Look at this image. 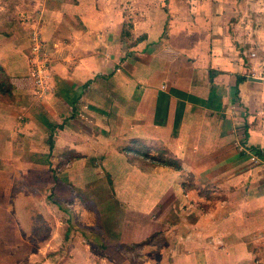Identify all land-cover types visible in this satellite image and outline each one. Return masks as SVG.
<instances>
[{
    "label": "crops",
    "instance_id": "1",
    "mask_svg": "<svg viewBox=\"0 0 264 264\" xmlns=\"http://www.w3.org/2000/svg\"><path fill=\"white\" fill-rule=\"evenodd\" d=\"M73 1L90 9L79 28L67 14L33 31L43 59L33 44L28 61L0 55L14 96L0 103L1 212L15 177L42 173L100 217L112 264H264V27L239 25L249 2L146 1L130 28L115 0Z\"/></svg>",
    "mask_w": 264,
    "mask_h": 264
},
{
    "label": "rangeland",
    "instance_id": "2",
    "mask_svg": "<svg viewBox=\"0 0 264 264\" xmlns=\"http://www.w3.org/2000/svg\"><path fill=\"white\" fill-rule=\"evenodd\" d=\"M115 1L119 10L128 16L129 19L125 18L123 23L130 28L135 15L139 16L142 8L148 7L146 1L150 5L154 4L153 0ZM251 1L247 0L249 3L241 7V21L238 23L242 28L264 27V21L253 18V14L259 12V7L264 8V0H261L262 4L256 5ZM73 4V0H0V55L5 63L28 61V50L35 43L34 40L31 42L33 31L43 27L46 21L62 22L65 15L68 17L67 14H71L73 26L79 28L80 11L90 9L85 5H81V8L78 5L73 7ZM131 15L133 17H129ZM37 43L39 49L37 52L33 51V54L43 59L44 47ZM10 81L8 75L6 77L0 71V83H6V88L13 92ZM33 89L34 92L41 91L36 83ZM33 89L30 91L31 95L34 93ZM13 99L11 95L0 93V103L7 105ZM33 103L36 106L39 104L36 100ZM60 166L56 163H44L43 171L59 174ZM41 174L36 175L35 181L28 178L20 181L15 177L13 185L16 190L7 201L8 208L11 209L7 213L9 215L1 212L0 208V264H112L101 254L96 240L110 239L108 232L101 237L103 230L100 226L97 227L98 224L95 225L100 217L85 206L76 189L71 190V196L64 193L58 199L49 186L51 175ZM55 176L58 178L59 175ZM95 185L107 188L106 182L99 181ZM76 193L78 196H75ZM53 198L59 201L53 204ZM89 202L92 207L101 206L94 200ZM104 225L108 226L105 222Z\"/></svg>",
    "mask_w": 264,
    "mask_h": 264
},
{
    "label": "built area",
    "instance_id": "3",
    "mask_svg": "<svg viewBox=\"0 0 264 264\" xmlns=\"http://www.w3.org/2000/svg\"><path fill=\"white\" fill-rule=\"evenodd\" d=\"M38 49H39V45L36 42V44L33 46V51L37 52ZM44 68H45V65H44V63H42L41 68H37L36 73H35V83L37 84V88L39 90L45 89V81H44V74H43ZM256 155H257L256 150L251 151L252 160L256 161V159H257Z\"/></svg>",
    "mask_w": 264,
    "mask_h": 264
},
{
    "label": "trees",
    "instance_id": "4",
    "mask_svg": "<svg viewBox=\"0 0 264 264\" xmlns=\"http://www.w3.org/2000/svg\"><path fill=\"white\" fill-rule=\"evenodd\" d=\"M1 74L7 77L5 71L0 67ZM6 83H0V93H6L8 95H11V97H14L11 90L9 88H6Z\"/></svg>",
    "mask_w": 264,
    "mask_h": 264
},
{
    "label": "water",
    "instance_id": "5",
    "mask_svg": "<svg viewBox=\"0 0 264 264\" xmlns=\"http://www.w3.org/2000/svg\"><path fill=\"white\" fill-rule=\"evenodd\" d=\"M249 79L252 80V81H259V79H256V78H253V77H250Z\"/></svg>",
    "mask_w": 264,
    "mask_h": 264
}]
</instances>
